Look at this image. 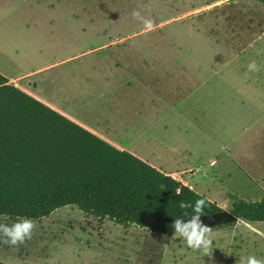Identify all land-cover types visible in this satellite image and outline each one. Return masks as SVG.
<instances>
[{
	"label": "rangeland",
	"instance_id": "rangeland-1",
	"mask_svg": "<svg viewBox=\"0 0 264 264\" xmlns=\"http://www.w3.org/2000/svg\"><path fill=\"white\" fill-rule=\"evenodd\" d=\"M184 5L182 0H4L0 3V73L9 76V82L19 88H32L57 104L63 103L60 92L63 88H72L75 93L72 100L94 104L99 101L96 95L99 87L86 79L94 71L95 52L105 48L97 44L127 32L149 41L165 39L159 44L149 42L154 43L148 47L150 51L172 53L176 44L171 42L177 39L180 48L176 47L181 53L188 54L192 49L204 55H218L213 66L221 68L219 59L230 56L226 49L228 42L218 38V31L209 33L206 27L191 25L195 20L182 21L189 15L187 9L181 10ZM232 7L246 10L243 16H251L264 28V6L259 1L233 0ZM213 33L217 34V44L211 41ZM255 33H260L255 49H264V33L258 30ZM73 55L76 57L68 58ZM239 61L225 66V72L235 75L241 65ZM216 90L205 94L191 108L190 125L183 120L172 122V130H176L172 135L196 137L185 166L200 168L192 179L191 172L186 175L180 172L182 180L228 209L236 200L252 201L264 196V157L261 156H264V137H255L250 125L260 111L255 100L264 93L231 87ZM180 123L184 124L177 131ZM211 158L216 162L210 167ZM216 173H220L219 183L213 184L209 177H217ZM19 219L1 215L0 223L10 225ZM31 220L35 224L31 238L16 246L0 242V261L240 264V257L249 255L264 260V221L238 220L210 228L212 249L204 256L187 247L175 232H151L133 225L123 227L106 218L86 215L74 205Z\"/></svg>",
	"mask_w": 264,
	"mask_h": 264
},
{
	"label": "trees",
	"instance_id": "trees-1",
	"mask_svg": "<svg viewBox=\"0 0 264 264\" xmlns=\"http://www.w3.org/2000/svg\"><path fill=\"white\" fill-rule=\"evenodd\" d=\"M257 1L264 6V0ZM197 200L204 201L199 217H231L220 225L264 221V196L236 200L224 209L0 73V216L39 219L74 205L123 227L169 233L175 232L174 220L183 224L190 219ZM181 202L187 206L181 208Z\"/></svg>",
	"mask_w": 264,
	"mask_h": 264
},
{
	"label": "crops",
	"instance_id": "crops-1",
	"mask_svg": "<svg viewBox=\"0 0 264 264\" xmlns=\"http://www.w3.org/2000/svg\"><path fill=\"white\" fill-rule=\"evenodd\" d=\"M3 1L0 0V3ZM232 1L182 0L185 5L181 10L187 9L189 14L182 21L195 20L191 25L203 26L204 29L206 27L209 33L218 31V38L228 42L225 45L230 56L219 59L222 60L221 68L213 66L218 55H204L192 49L188 54L181 53L177 39L170 41L179 47L177 49L174 46L172 53L150 51L149 46L155 42L164 43L165 39L149 41L127 32L97 44L105 48L95 52V62L92 65L94 71L86 80L99 87V92L96 93L98 102L87 104L72 100L71 97H75L72 88L60 90L63 98L61 104L40 96L32 88L21 89L116 148L130 152L165 174L192 173V179L197 176L200 167L185 165L196 137H173L176 130H172V122L183 120L190 125V112L194 104L205 94L217 92L216 89L219 88H241L264 93V49L254 47L260 34L255 31L264 33V28L254 22L251 16H243L246 10L233 8ZM213 34L211 41L217 44V34ZM139 46V49L135 48ZM238 59L241 63L238 72L231 76L233 72L228 70V75L224 67H229L232 61ZM251 61L257 63L258 71L248 70L247 62ZM255 102L260 111L250 125L255 137H264V96H260ZM183 124H177V131ZM155 159L164 160L157 162ZM212 160L211 158L208 162L210 167L216 162L214 160L210 164ZM219 176L220 173L217 177L209 178L213 184H218ZM182 184L192 188L188 181L182 180Z\"/></svg>",
	"mask_w": 264,
	"mask_h": 264
},
{
	"label": "clouds",
	"instance_id": "clouds-1",
	"mask_svg": "<svg viewBox=\"0 0 264 264\" xmlns=\"http://www.w3.org/2000/svg\"><path fill=\"white\" fill-rule=\"evenodd\" d=\"M135 16L136 13L134 12ZM146 24L150 23L148 21ZM249 71H258L259 66L255 61H251L248 64ZM179 194V190H177ZM185 205L181 202L180 207L184 208ZM204 206L203 200H197L192 205V214L187 222L181 224L180 219L174 220L173 229L181 238L184 239L187 247L194 251H200L203 255H208L212 249V242L209 236V229L203 226L198 217L201 215ZM35 227L34 222L27 217L20 218L17 221L9 224L0 223V242L16 246L22 244L26 239L31 238L33 229ZM240 264H264V260L257 259L255 256L249 255L246 258L240 257Z\"/></svg>",
	"mask_w": 264,
	"mask_h": 264
},
{
	"label": "water",
	"instance_id": "water-1",
	"mask_svg": "<svg viewBox=\"0 0 264 264\" xmlns=\"http://www.w3.org/2000/svg\"><path fill=\"white\" fill-rule=\"evenodd\" d=\"M231 217H223L221 215H212L209 217H199L198 220L199 222L204 225V226H218L221 223L230 220Z\"/></svg>",
	"mask_w": 264,
	"mask_h": 264
},
{
	"label": "built area",
	"instance_id": "built-area-1",
	"mask_svg": "<svg viewBox=\"0 0 264 264\" xmlns=\"http://www.w3.org/2000/svg\"><path fill=\"white\" fill-rule=\"evenodd\" d=\"M214 163V160L210 161V164H213ZM170 176L176 180L177 182H180L182 183V178H181V175L179 172H174L173 174H170Z\"/></svg>",
	"mask_w": 264,
	"mask_h": 264
}]
</instances>
